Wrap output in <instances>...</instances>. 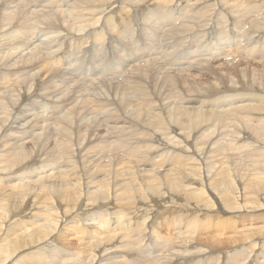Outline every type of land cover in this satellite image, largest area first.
I'll return each mask as SVG.
<instances>
[{"label":"bare ground","instance_id":"6f19581e","mask_svg":"<svg viewBox=\"0 0 264 264\" xmlns=\"http://www.w3.org/2000/svg\"><path fill=\"white\" fill-rule=\"evenodd\" d=\"M201 1H205L206 5L190 4V0H74L73 2L72 0H0V38L10 31H13L12 33L16 38L5 44L10 45L11 48L0 45L2 48H7V50L0 52V81H3V87L0 86V171L10 168L12 160L23 159L28 161L23 169H28L30 176L37 177L33 183L46 178L41 166L43 164L42 153L53 134L50 132L51 127H54L63 154L60 157L65 160L71 158L70 166L69 163L66 164L70 169L69 167L63 168L64 177H67L70 172V181L60 189L74 192L78 198L84 197V192L87 191V195L91 196L86 198V201L96 198V206L92 203H86L82 199L83 204L78 209H69L71 205L66 199L64 201L66 210L60 209L56 215L52 216V219L42 226L43 230L40 229L37 232L40 237L34 242L31 239L34 235L31 234L37 230V227L31 226L21 230L23 223L29 219L22 218L16 222L11 221L10 223L18 224L20 231L16 234L17 240L14 242L17 245L14 256L26 252V248L32 243L37 251L40 249V251L46 252L59 241L64 243L68 249L73 245L79 248L77 254L65 259L62 264H221V262L223 264H254L255 259V264H264L263 261H257V257L253 260H247L244 255H239L233 259V255L245 251L246 245L244 246V244L252 243L246 250L253 253L255 248L264 241V187L260 191H252L249 190L248 184L246 187L243 186V176L249 171V167H254L256 172L259 169H264V102L237 103L236 100L239 97L234 96L228 100V104L223 101L204 103V106H210L211 109L201 112V115L207 113L211 115L214 111L213 107L218 109V112L215 113L217 116L214 119V127L220 125L225 129H229V126L241 127L242 123L238 121L237 116L242 113L241 120L247 122L258 133L255 135L247 131V127H245L242 134H244L243 140H246V144L241 146L242 149L239 154H233L236 150L234 147L237 146L229 143L227 152H229L230 157L228 154V156L220 158L217 162L219 166L213 160L212 166L207 165V162L212 159L211 146L215 147L219 141L225 143L223 140L216 139L217 137L213 138L215 130L209 134L208 137L213 134L210 140L204 139L192 145L189 143L192 139L191 133L185 134L187 129L172 127V130L169 128L170 131L165 132L167 128L162 131V136H160L157 133L160 134L161 131L158 130V127L163 126L162 124H154L153 122L146 124L144 122L146 112L151 114L154 108L159 107L165 109L171 102L167 98L176 89L177 82L174 81V77L169 76L170 78L166 79L167 75L177 76V74L185 73L186 75L180 77L183 80L190 79L189 81H193L188 85L191 88L197 77L204 76L203 72L192 70L206 67L207 71H210L208 69L211 67V61L208 62L209 59L221 56V54H217L221 50L219 52H217L218 48L213 50L211 44H209L210 48L207 49L208 43H213L211 39L214 40L215 36L220 34L231 35L226 32L232 31L233 27L242 29L248 25L242 32L247 30L250 36L252 35L250 45L247 48L248 50L251 47L249 49L251 52L240 47V44L237 45L238 48L240 50L242 48L245 57L250 56L251 59L264 52V40L261 47L252 46L254 42L252 39L256 35L264 39V0H256L254 3H252L253 1L247 2L244 4L245 8L233 10L232 0ZM169 4L173 11H168ZM132 10H136L133 15H131ZM183 12L189 13V16H185ZM222 13L224 14L223 17L231 18L234 23L236 21L235 24H238L232 26L231 24L227 25L226 22L222 24L217 22L213 26L212 23L215 22L216 16ZM202 20L204 21L202 22ZM176 22L181 25L177 26ZM189 22H192V27L188 25ZM134 26L138 28H134ZM168 27L172 31L164 34L163 31ZM32 28L36 31L30 33ZM40 30H44L43 37L45 34H49L45 37V40L50 37L49 42L31 44L33 41H39L37 36H39ZM137 30L139 31L138 34H136ZM148 32L150 35L155 34L157 36L160 34L158 38L170 39L174 47H181L185 40L193 38L198 41L197 54H193L194 59L187 63H180L179 56H175L171 60L172 58H167L168 55H171L169 51L165 53L161 51L160 53L158 50L155 52L153 50L155 44L149 47L145 37H148ZM261 34L262 37H260ZM30 37H33V41L29 39ZM240 50L226 51L223 55L227 57V55L237 52L241 56ZM123 51L127 52L125 56ZM118 53L123 55L119 60L121 65L114 69L108 70L105 67L101 69L100 64L94 65L101 63L109 55L110 61L114 62L119 58ZM70 55L74 58L73 62L77 60V62L82 63L81 67L77 63V69H74L72 64L67 63ZM145 55L150 56L146 57ZM206 56L208 58L196 61ZM260 56H264V53ZM128 59H132L133 62L128 63ZM70 62L72 63V61ZM252 65L255 67L254 64ZM125 66L126 68H124ZM175 66H178L179 69ZM79 69L84 70L86 75H83ZM126 71L131 72V77L126 81L128 88H122L121 85L114 86L119 83L113 82L119 80L114 76L123 77ZM157 73L163 74L157 75ZM251 73L256 74L254 82H259L264 87V69ZM93 75L98 77L90 78L92 80L87 86L91 84L92 93L85 98L82 94L83 88H76L82 87L83 80H86L87 76ZM213 75L215 78L214 72ZM155 76L160 77V80L161 77L165 76L164 82L168 83V94L164 91L161 92V100H158L157 96L146 94L150 82H145ZM120 87V93L113 95L112 93L116 92L117 89L119 90ZM105 88L107 90L103 93ZM3 100H7V102ZM69 101L73 105L59 116L54 124H49L48 121L40 119L41 114L37 113L39 108L48 113L53 108H59V105L65 108L66 102ZM153 102L158 103V106L153 108L155 105ZM233 108L234 111H231ZM140 110L145 111V113H141ZM122 111L132 117L130 122H124L127 126L124 128L125 133L130 136V141L127 143L126 140H117V142H122L123 148L126 149L129 147L137 148L138 146L144 148L142 151L136 152L137 160L132 163L129 161L125 165L136 167L139 164V166H144L149 161H153L159 162L166 169L164 179L159 182L161 184L166 182L159 197L146 198L138 192L123 190L127 198H132L136 205H140L139 201L144 205L146 212H137L135 218H131L129 212L124 214L122 209L125 208L123 207H116L110 202L102 203L107 196L118 194L113 187L115 183H112V180L115 181V179L109 174L107 185L103 186L101 182V184L99 183L102 172H96L93 169L97 168L102 160H109L117 154L112 152L113 154L109 157L97 151H92L87 155L83 153L81 157L85 156L84 163L89 167L86 166V170L80 167V172L76 166L77 157L73 155L77 149L86 152L89 141L94 139L93 135L86 137L84 130L88 122L91 123L92 121V124L96 125L94 127H101V125L118 127L121 118L119 117V120L117 114ZM86 112L94 115L91 121L83 116ZM74 115L78 118L73 119ZM36 120L42 121L37 123ZM141 125L145 126L147 131L144 132L146 138H144L145 140L142 139L143 141L137 140L139 135H136L134 129V127H142ZM38 127H41L38 129L41 132H34ZM80 127H84L83 132L77 129ZM235 128H233L235 131L240 129ZM118 129L120 135L118 137L120 139L122 136L125 137L123 127H118ZM216 132L220 133V131ZM154 134H156V141L160 142L156 144L157 146L154 145L155 143L152 145L149 141L148 135ZM12 138H16L15 142L8 143ZM74 138H77L78 141L77 139L74 141ZM16 142H23L21 151L5 150L4 147L14 146ZM79 142H85L84 146L80 147ZM24 145L28 149L27 154L23 148ZM225 145L222 144V146ZM157 147L162 148L163 151L168 149L165 162L161 160L165 153L157 150ZM189 152L193 155H188ZM231 155L237 157H231ZM180 157L184 158L185 162L177 165L176 162ZM229 164H232L234 169H232L233 167L230 168ZM165 165L170 166V169ZM126 166L123 168H129ZM103 167L99 166L100 169ZM215 167L217 168L215 169ZM157 171L159 169L156 171L153 169L145 170V172L150 173L152 178L153 174H162ZM126 172H129L127 179L129 184L136 186L135 174L131 173L130 169ZM4 173H0V179L7 183L0 181V185L9 187L12 181L9 178L7 180L3 178ZM152 178L149 182L153 187L159 189L161 184L154 186L156 177L154 180ZM16 182L19 185V182ZM173 182H179L177 185L179 194L176 197L178 203L182 202V207L179 208L180 212L175 211L179 214H176L177 218L171 219L169 222L162 220L160 216L169 204L167 197H165V190ZM53 184L55 183L49 184L52 189H54ZM229 185H233V192L230 195L221 194L219 187H229ZM96 186L98 189L92 190ZM99 187L101 188L99 189ZM185 187L187 189L183 194ZM198 190L203 196L199 202L195 201V197H192L193 193ZM100 194L105 195L100 197ZM187 195H191V198H186ZM173 203L178 205L176 202ZM183 204L185 206L191 204L188 209L190 217H187L189 213ZM193 207L195 213L192 210ZM215 207H217L216 210H213ZM53 209L54 206H52ZM137 209V207H132L133 211ZM215 211L220 212L211 214ZM66 214L76 215L63 217V225L68 221H74V225H71V229L64 226L60 231L55 218ZM139 214L141 216H138ZM192 216L193 218H191ZM203 217L212 221L219 218V221L217 223L206 220L202 222ZM247 218L250 219V224L248 222L245 225L247 222L242 221L243 219L247 221ZM260 221L262 222L260 223ZM8 222L5 217L0 216V224ZM90 222L97 223L96 227L93 228ZM60 226L62 227L61 224ZM198 227L205 228L200 233L196 230ZM64 228H66L65 233ZM204 233L207 234L204 235ZM192 236L201 239L199 242H194L191 240ZM68 238L69 241H67ZM203 245H206L204 249L201 248V246L204 247ZM230 247L235 251L228 252ZM69 252L66 251L55 257H53L54 253H46V257L44 255L42 257L45 264H56ZM259 254L253 253L254 256H259ZM129 259L131 262H127ZM247 261L253 262L248 263Z\"/></svg>","mask_w":264,"mask_h":264},{"label":"rangeland","instance_id":"374dc122","mask_svg":"<svg viewBox=\"0 0 264 264\" xmlns=\"http://www.w3.org/2000/svg\"><path fill=\"white\" fill-rule=\"evenodd\" d=\"M66 1H68V0H66ZM73 1L74 0H72V2ZM254 1H256V0H232L231 1V4L233 5L232 10L235 8H245L244 7L245 3H247V2L254 3ZM195 3H198V4H196L198 6L201 4L206 5L205 1L202 2L201 0H190V4H195ZM245 6H248V5H245ZM168 11H173L170 4L168 6ZM126 12H128V11H126ZM135 12H136V10L135 11L132 10L131 15H133ZM122 13H123V11H122ZM183 13L185 14V16H189V13L188 14H187V12L186 13L183 12ZM226 14H230V13H226ZM223 15H224L223 13L217 15L216 19L214 20L215 22H213L212 25L214 26V23H217V22H220L221 24L226 22L227 25L231 24L233 26V24L236 23V21L234 23L233 19L225 18V17H223ZM203 21L204 20H202V22ZM189 23H188V25L191 26L192 22H189ZM176 24H177V26L181 25L178 22H176ZM237 24H235V26ZM149 25H151V24L149 23ZM135 27L138 28L137 26H134V28ZM247 27H248V25H247ZM247 27H244L242 29H240L238 27H233L232 31L226 32V33H229L231 35H227V34L221 35L219 33L221 36L217 35V36H215L216 38L214 40L211 39V41L214 44L209 42L207 45V49L210 48L209 44H211V48H213V50H216L217 48H218L217 52H219L221 50L219 53H217V54H221V56H219V58L211 57L209 59L208 62L211 61L210 64H211V67L213 68L212 69L211 67H209L208 69H210V71H207L206 67H202L203 69L196 70V68H195L194 70H192L195 72L196 71L197 72L200 71L201 73L203 72L204 76L197 77L195 79V83L192 85L191 88H189L188 85L193 83V81L191 82V81H189L190 79L183 80L181 78L184 75H186L185 73H183L181 75L177 74V76L175 75V73H172L175 76L167 75L166 79H169L170 77H174V81L177 82L176 89H174L173 92L171 93V95L167 98L169 101L171 100V102L169 103V105H167L165 107V109H162L160 107L154 108L155 106H158V103L153 102V103H155V105L153 106L154 111L151 114L148 112H146V114H144L145 119H146V120H144V122H146V124L153 122L154 124H162L163 125V126L158 127L159 128L158 130L161 131L160 134H159V132L158 133L156 132L160 136H162V131H164L167 128L168 129L165 132H169L170 130H172V127L187 129L185 134L187 132L189 134L191 133L192 139L190 140L189 143H192V145L194 143L200 142L201 140H204V139L210 140L212 138L213 134L210 137H208V136L213 130H215L216 134L214 133L215 136L213 138L217 137L216 139L223 140L225 143H223L222 141H219V143H217V145L215 147L213 145L211 146L212 159L209 162H207V165H210V166H212V160L215 162V164L218 165L217 162L220 158L228 156L229 152H227V151H228V144L229 143L231 145L233 144V146L236 144V146H237V147H234V148H236V150L234 151L233 154H235V153L239 154L240 153V150L242 149L241 146L246 144V140H243L244 134H242L243 131L245 130V127H247L246 128L247 131H249L255 135L258 134L256 131H254L252 126H250L247 122L241 120V117L243 116L242 113H240L237 116L238 121L242 123L241 127H236L237 130H238V128H240L238 131L233 130V128H235V127H231V126H229L228 128L229 129L231 128L232 131H231V129H230V131H229V129H225L221 125L218 127H214V125H213V123H215L214 119L217 116V114H215V113L218 112L217 111L218 109H215V107H213L214 111L210 110L213 112L211 115L209 113H207L206 115H201V112L211 109L210 106H204L205 102L212 103V102H216V101H223V102H226L225 104H228L229 103L228 100L234 96L239 97L236 100L237 103L264 102V87L261 83H259V82L255 83L254 82V77L256 74L251 73L252 71L264 69V63L262 65V62H264V60H261V58H264V56H260L264 52H261L256 58H253V59H251L250 56L245 57V54H243L244 52H243L242 48H244L246 51L251 52V50H249V49H251V47L248 50H247V48L249 47L250 42H251L250 39L252 38V35L250 36V33H248L247 30H246V32H242ZM31 30L32 31L30 33H32L33 31H36L33 28ZM170 31H172V30H171V28L168 27L163 32H164V34H168ZM12 32L11 31H10V33L7 32L6 34L3 35V37L0 38V45L7 46V48L10 47V45H5V44L10 42L11 40L16 39ZM138 32L139 31L137 30L136 34H138ZM43 33H44V30L43 31L40 30V33L38 34L39 36H37V39H39V41H37V42H34L33 37H30L29 39H32V41H33V42L31 41L32 42L31 44H33V43L38 44L39 42H41V43L49 42L48 39H50V37L45 40V37L49 36V34H47V35L45 34V36L43 37L42 36ZM111 34H113V33H111ZM147 35H148V37L147 36H145V37H146L147 43H149V47H152V45L155 44V46H153V50H155V52H158V50L160 53H161V51H163V53L169 51V53L171 55H168L167 58H172L171 60H173L175 58V56H179L180 63H187L189 60L192 61L194 59L193 54H197L198 41L194 40L193 38H189L188 40H185L181 47H174L172 42H170V39L162 38V37L158 38V36L160 34L156 36L155 34L150 35L148 32ZM214 35H215V33H214ZM154 37H156V38H154ZM240 37L241 38L243 37L244 40L241 39ZM248 37H250V38H248ZM260 37H262V34ZM149 38L151 39V41ZM255 38L252 39L254 41L252 46H258V47L260 46L261 47V43L264 39L259 38L257 35ZM259 39H260V43L258 44ZM225 40H226V42H225ZM241 41H243V42H241ZM217 42H219V43H217ZM213 45H215V46H213ZM237 45L242 47L241 50H240V48H238L239 46H237ZM7 48L6 47H4V48L0 47V52L7 50ZM226 48L229 50H227ZM233 49H235L236 51H237V49H239L242 52L241 53L240 51H238L239 53H241V56L237 52H233L231 55H229V56L227 55V57H225L223 55L224 52H226V51L231 52ZM122 53H124V56L127 54V52H125V51H123ZM118 54H119L118 55L119 58L116 59V61H114V62L110 61L111 59H110V55H109V57L107 56V58L105 60H102L101 63H95L94 65L100 64L101 69H103L105 67L108 70H112L116 66L121 65V63H119V60L123 55H121L120 53H118ZM147 56H150V55H147ZM233 57H234V60H233ZM204 58H208V57L206 56V57H203V58L198 59L196 61L203 60ZM73 59L74 58L70 55V57L67 59V61H68L67 63L72 64V67L74 69H77L76 68L77 63H79V66L81 67L82 63L77 62V60H76V62H73ZM128 60H129L128 63L133 62L132 59H128ZM70 61H72V63ZM259 63H260V65H259ZM252 64H254L255 67H253ZM256 64H257V66H256ZM175 67L177 69H179L178 66H175ZM100 68H97V69L99 70ZM124 68H126V66ZM184 68H186V67H184ZM79 71L83 75H86L85 74L86 72L84 70L79 69ZM215 71H217V72H215ZM247 71H249V72H247ZM208 72H209V74H208ZM213 72L215 74V78H214ZM206 73L211 77H209ZM161 74H163V73H159V74L157 73V75H161ZM117 76L118 77H116V76H114V77L119 78V80L118 81L115 80L113 82H119V83H117L116 85H114V84L113 85L114 86L121 85L122 88H125L127 85L126 81H128V79L131 77V72L126 71L124 73L123 77L122 76L119 77V75H117ZM6 77L8 78V76H6ZM96 77H98V76L97 75L87 76L86 80H83V83H81L82 87L76 88V89L83 88L82 94L84 95L85 98L89 97L90 93H92L91 84L88 86H87V84L92 79H94ZM90 78H92V79H90ZM164 78H165V76L163 78L161 77V80H160V77L155 76V77H152L151 79H148L145 83L150 82V84H149V87H148L146 94H148L150 96H157L159 98L158 100H161V92L164 91V93L168 94L167 92L169 90V87H168V83L164 82ZM121 82L123 83V85ZM0 84H1L0 86L3 87V81H0ZM162 86H163V88H162ZM89 87H90V89H89ZM121 87L119 88V90L117 89V91H116L117 93L114 92L115 94L114 93H112V94L117 95L118 93H120ZM126 88H128V87H126ZM73 89L76 90L75 88H73ZM105 90H107V89L105 88L103 90V93L105 92ZM3 101L7 102V100H3ZM72 105H73V103H71L69 101V102H66L65 108H63L59 105V108H53L51 111H49V113L47 111H43V109L39 108L37 113L41 114V117L39 116L40 119L48 121L47 123H49V124H54L57 121V118L59 116H61L66 110H68ZM76 109H77V107L75 108V111H76ZM173 110L176 113H172V112H174ZM141 111L142 110H140V112ZM231 111H234V108L231 109ZM235 111H237V110H235ZM122 112H123V114H122ZM122 112L117 114L118 115L117 118L118 119H119V117L121 118V121L118 124V127H123L124 135H125V137L122 136L121 139L119 138L120 135H119L118 127H111V126L104 127L103 125H101V127L100 126L94 127L96 125L92 124V121H91L92 120L91 118L94 115H92L90 113L87 114L88 112L84 113L83 116H86L87 119H90L89 121H91V123L88 122L87 127H85V130H84V127H80L77 129L82 130V132L84 130L86 133V137H88V136L92 137V135H93L94 139L89 141V143L86 147V150H87L86 152H84L80 149H77L73 152V155L75 157H77L76 161L78 163L76 164V166L79 168V172H80V167L85 169L87 166L84 163V157L85 156L81 157V155L83 153H85V155H87L92 151H97V152L102 153L103 155L109 156V157L113 153L117 154V156L111 157L109 160L104 159V160H102V162L100 161L101 163L99 164V166H104L102 169H100L99 166L97 168H95V167H91V168H95L93 170H95L96 172H98V171L102 172V175L100 176L101 179H99V183L101 182L102 184L101 183L100 184L103 186L107 185V182H108L107 179H108L109 174L115 179V181L112 180V183L113 182L115 183L113 185V187L117 190L118 194L116 196H107L106 198H104L102 203L110 202L111 204H113L116 207H123V208H125V209H122L124 214H125V212H129L131 218H135V215L137 212H139V211H141L143 213L146 212L144 205L140 201H139L140 205H136L135 204L136 202H134V200L132 198H127V196L123 190L134 192V193L138 192L139 194L143 195L146 198L152 197V196L159 197V196H161V189L166 183V182H164L161 184L159 182L164 179V176H165L164 172L166 169L163 166H161L159 162H153V161H149L144 166H139V164H137V166L135 165L137 167V169H135L136 167L126 166L127 165L126 163H128L129 161H130V163H132L135 160H137V158L135 156L136 152L142 151L144 148H141L138 146L137 148L129 147L128 149H126V148H123V146H122L123 143L119 142L120 140H126L127 143H129V141H130V136L128 135V133L127 134L125 133L124 128L127 126L124 124V122H126V121H127V123L130 122L132 120V117L129 114H124V111H122ZM141 113H145V111H142ZM147 114H149V115H147ZM75 118H78V116L74 115L73 119H75ZM42 120H36V122L40 123ZM119 120H117V121L119 122ZM91 125H93V127H91ZM139 126L134 127V129L136 131V135H139L137 137V140L143 141V140H145L144 138H146V136H144L145 135L144 132L146 131V127L143 125H141L142 127H139ZM51 128H52V130H50V132H52L53 134H52L51 138L49 139L48 144L46 145L44 152L42 153L43 164L41 166L43 167V171H44L43 175H45L46 178L42 179L41 181H39L37 183H33L37 179V177L30 176L28 173V169L27 170L23 169V167L28 162V161H25L23 159L12 160L11 161L12 166L10 168L2 169L0 171V173L5 172L3 174L4 175L3 178H5L6 180L9 178L12 181V183H10L9 187L6 185H2V186L0 185V216L5 217L9 221L8 223L0 224V264H42V263L45 264V261H44L42 256L44 255L46 257V253H54L53 257H55L58 255H61L62 253L66 252V251H70L59 263H56V264H62L65 259L71 258L72 255L77 254L79 251V248L74 247V245L68 249L64 243L57 241V243L55 245H53L50 249H48L46 252L40 251V249H38V251H37V249L33 247L34 244L32 243V244L28 245V247L26 248V252H24L23 254H20L18 256H14V252L17 249V245L14 244V242H15V240H17L16 234L20 233V231L18 230L19 229L18 224L15 225V223H10L11 221L16 222L22 218L29 219V221H25L23 223L21 230L28 229L31 226L37 227V230H35L31 234V235H34L31 237L32 241L34 242L35 240H37L40 237V234H37V232L40 229L43 230L42 226H44V224L47 221L51 220L52 216L56 215L60 209L66 210L64 207L66 205L64 202V201H66V199L68 200V202L71 205V207L69 209H73V208L78 209L83 204L82 199L86 201V198H89L91 196V195H87V191H85L84 197L78 198L74 192H71L67 189H60V188H62L63 185H65L66 183H68L70 181V178H71L70 172L68 173L67 177H64L65 171L63 170V168L70 166L71 158L68 160H65L62 157H60L63 154H62L60 147H59L60 145H59L58 140H57V138H58L56 135L57 133H55L54 127H51ZM128 128H130V127H128ZM151 128H155V127H151ZM169 128H171V129L169 130ZM219 128L220 129L222 128V129L220 130ZM38 129H41V127L36 128V130L34 132L40 133L41 130H38ZM216 131H220V133L216 132ZM235 132H237V133H235ZM148 136H149V141L151 142L152 145H153V143H155L154 145L160 143V142L156 141V139H155L156 134L148 135ZM218 136H220V137L218 138ZM221 137H222V139H221ZM15 139L16 138L10 139L8 141V143L15 142ZM76 139L77 138H74V141H76ZM88 139H87V141H88ZM117 140H119V141L117 142ZM241 140H243V141H241ZM77 141H78V139H77ZM247 141H250V140H247ZM84 143L79 142L80 147L84 146ZM22 144H23V142H16L14 146H7L4 148H5V150L13 149V150L18 152V151L22 150ZM222 144H226V145L222 146ZM23 148L25 150V153L27 154L28 149H26L25 145ZM30 149H32V148L30 147ZM156 149L160 150V152H162V153H165L164 157H162V159H161L162 162H165V159L167 158L168 149L165 151H163L162 148H159V147H157ZM109 151H111V152H109ZM26 154H25V156H26ZM243 154H245V152H243ZM188 155H193V154H191L189 152ZM229 157H230V154H229ZM231 157H237V156L231 155ZM184 162H185V159L180 157V159L176 163L178 165V164H183ZM67 163H69V166L66 165ZM134 164H136V163H134ZM124 166L129 167V168L124 169L123 168ZM229 166H230V168L233 167L232 164H229ZM87 167H89V166H87ZM165 167L170 169V166L165 165ZM216 168L217 167H215V169ZM69 169H70V167H69ZM128 169H130L131 173L135 174L136 182H137L136 186L129 184V181L127 180L129 172H126V171ZM131 169L132 170L135 169V170L132 171ZM148 169H153V171H156L159 169V171H157V172H161L162 174H158V175L153 174V178H152V176L150 175L149 172H145V170H148ZM232 169H234V167ZM155 177H156V180H155L154 186L161 184L159 186V189L153 187V185L149 182L151 178L154 180ZM243 179H244V185H243L244 187H246L248 184L249 190L260 191L264 187V169H259L256 172L255 168L251 166V167H249V171H247L245 173V175L243 176ZM0 181H2V180L0 179ZM16 181L19 182V185L17 184ZM2 182L7 183L5 180H3ZM57 182H59V183H57ZM51 183H55V184H53L54 189H52L49 186V184H51ZM178 184H179V182L170 183L169 187L165 190V197H167L169 204L167 205L164 213L160 216V218L162 220H168L170 222L171 219L177 218L176 214H178V213H175V211H179V208L182 207L181 206L182 202L178 203L177 202L178 198L176 197L179 194V188L177 187ZM101 187H99V189ZM97 189H98V186L92 188V190H97ZM186 189H187V187L184 188L183 194H184ZM233 190H234L233 185H229V187H224V186L219 187V191L223 195H230L233 192ZM188 192H189V190H188ZM52 194H53V196H52ZM104 195L105 194H100L99 196L102 197ZM192 197L193 198L195 197V201H197V202H199L203 199V196H202V194H200L199 190L194 192ZM146 198H144V199H146ZM186 198H191V195H187ZM173 202L178 203V205H176V204L174 205ZM86 203H92L96 206V198H92L91 201H86ZM52 206H54L53 210H52ZM190 206H191V204L188 206H185L183 204V207L186 208L187 212H188V209ZM132 207H137L138 209L136 211H133ZM216 208L217 207L213 208V210L214 209L216 210ZM192 210L195 213L194 207L192 208ZM260 211H262V210H260ZM218 212H220V211H215L214 213H211V214H216ZM188 213L189 214L187 217H190V212H188ZM191 213H192V211H191ZM75 215L76 214H74V215H67L66 214L64 216L59 215L58 218H55L56 224L59 226V230L61 231V229L64 226H68L71 229V227H72L71 225H74L73 224L74 221L73 222L68 221L65 225H63L62 220H63V217H74ZM196 215L201 216L200 214H196ZM138 216H141V214H139ZM251 216H254V215H251ZM191 218H193V216ZM131 220H133V219H131ZM193 220H195V219H193ZM205 220L208 222L212 221V220H209L208 218L203 217L202 222ZM249 220H248V218H247V221L246 220L244 221V219H243L242 222H247V223H245V225H247ZM146 221H151V220H146ZM218 221H219V218H216L212 222L217 223ZM261 222L262 221H260V223ZM59 223L62 225V227L60 226ZM249 224H250V222H249ZM90 225H92V227L95 228L97 223L90 222ZM258 225L260 226V224H257V226ZM204 228L205 227H198L196 230H198L201 233L204 230ZM65 230H66V228H64V233H65ZM263 231H264V229H263ZM205 234H207V233H204V235ZM200 239H201L200 237L192 236L191 240H193L194 242H199ZM69 240L70 239L68 238L67 241H69ZM263 243H264V241H262L261 244L258 245V247H256L255 250L253 251L254 254L260 253L259 256L258 255L254 256L252 252H248L246 250L247 247H250L252 245V243H250V244L247 243V244H244V246L246 245L245 246L246 249H244L245 251H240L236 255H233V259L239 255H244V258L246 257L247 260L248 259L253 260L255 257H257V261H261V262L263 261V263H264V256H263L264 250H262V249H264ZM67 245H69V244H67ZM205 247H206V245L204 247L201 246L202 249H204ZM235 247H236V245H235ZM231 248L232 247H230L229 249L227 248L228 252L235 251ZM207 250H209V249H207ZM223 250L225 251V249H223ZM262 252H263V255H262ZM152 254H153V252H152ZM149 257H151V256L149 255ZM127 262H131V260L129 259V261H127ZM247 262L252 263L253 261H247ZM255 262H256V259H255ZM255 262H254V264H255ZM221 264H223V262H221Z\"/></svg>","mask_w":264,"mask_h":264}]
</instances>
